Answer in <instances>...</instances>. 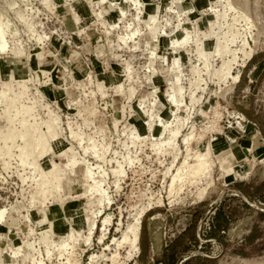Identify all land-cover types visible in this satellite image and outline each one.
<instances>
[{"label":"rangeland","instance_id":"1","mask_svg":"<svg viewBox=\"0 0 264 264\" xmlns=\"http://www.w3.org/2000/svg\"><path fill=\"white\" fill-rule=\"evenodd\" d=\"M231 2L251 26L226 0H0V264H152L149 239L163 238L174 264L198 249L214 198L196 264H264V0ZM243 40L252 55L236 51L238 78L223 77ZM33 136L47 153L25 155ZM197 152L210 177L186 173L170 193ZM143 207L130 257L115 239Z\"/></svg>","mask_w":264,"mask_h":264},{"label":"bare ground","instance_id":"2","mask_svg":"<svg viewBox=\"0 0 264 264\" xmlns=\"http://www.w3.org/2000/svg\"><path fill=\"white\" fill-rule=\"evenodd\" d=\"M135 1V0H134ZM135 4H136V2H134ZM137 3H138V1H137ZM226 11H230V12H232L233 14H234V18H235V21H243L244 22V24L246 25V27L248 28V26L247 25H252V21H251V19H250V17L247 15V13H245L244 11H242V10H240V9H238L232 2H231V0H226ZM151 10L153 11V13H155V14H157V12L159 11V5H155V6H152V8H151ZM185 10H187V9H185ZM119 12L122 14V16L126 13V12H124V10L123 9H120L119 10ZM184 13V12H183ZM156 16V15H155ZM149 18H150V16H149ZM154 17L151 19H149L148 21H149V23H151V22H153L154 21ZM130 22V21H129ZM136 28V27H135ZM249 28H251V27H249ZM250 30V29H249ZM136 31V30H135ZM135 31H132L131 32V34H132V36L135 34ZM230 32V31H229ZM131 35L129 34H126V35H121L120 37L123 39V40H125L126 41V39L128 38V37H130ZM236 38V35L235 34H232L231 35V38H230V41L231 42H234V39ZM121 39V40H122ZM185 39H186V35H185V32H184V34L180 37V38H175V44H178V43H180V41H185ZM124 42V41H123ZM227 44V43H226ZM225 43L224 44H221V42H219L218 43V45H217V47H216V53H218V54H220V55H223V53L225 54V52H227V51H229V49H227V45H226ZM246 44H247V42H246V40H243V42H242V45H241V47L240 48H238V49H234V50H231L232 51V53H233V56H232V58L231 59H229V60H227V61H223V63H222V67H221V69H219L218 70V72H220L221 74L223 73L224 74V76L223 77H226V76H228V75H231V78L232 79H234V80H236L237 78H238V74L237 75H233V74H231L230 73V69H231V62H236V59H237V56L235 55V52L236 51H238V50H241L242 51V53H244V55L246 56V58H249L251 55H252V50H251V48H250V50L249 51H246V50H244L245 49V47H246ZM217 54V55H218ZM228 54H229V52H228ZM244 56V57H245ZM245 61V60H244ZM173 63L174 64H177V60H173ZM233 64V63H232ZM215 73H217V72H215ZM178 77V76H177ZM170 95H171V93H170ZM171 99H173V100H175L173 97H172V95H171ZM22 110V109H21ZM26 110V109H25ZM29 110V109H28ZM24 112V111H23ZM20 113V112H19ZM239 115H240V117L242 118V119H245V117H244V115L242 114V113H239ZM24 120V119H23ZM23 122V121H22ZM25 122V121H24ZM23 122V123H24ZM23 126V125H22ZM48 131V130H47ZM42 132V131H41ZM178 132V129H176V130H172V134L171 135H175V133H177ZM43 133V132H42ZM49 133V132H48ZM23 135V134H22ZM39 136V135H38ZM12 137V136H11ZM24 137V136H23ZM35 137H37V136H35ZM54 137V136H53ZM174 137V136H173ZM173 137H171V138H173ZM189 137H190V135H186V137L185 138H183L184 140H185V142H189ZM31 138H34V136L33 137H31ZM31 138H27L26 140H24L25 141V145L24 146H30L31 147V152H29V153H25V155H31L32 153H33V150L32 149H34L36 146H40L41 148L40 149H42V148H44V144H46V142L44 143V141H45V138L46 137H42L43 138V140H41V141H38L40 138H41V136L40 137H38L39 139L38 140H36V141H38V143H36V141H35V138L34 139H31ZM41 138V139H42ZM51 138V137H50ZM37 139V138H36ZM48 144V143H47ZM46 146V148L48 147L47 145H45ZM38 147H36L35 149L38 151L39 150V148ZM45 148V149H46ZM34 149V150H35ZM36 150L34 151V152H36ZM40 151H38V153H39ZM23 153V154H24ZM41 153L42 154H44V153H47V150H46V152H43L42 150H41ZM41 153H39V154H41ZM23 154H22V156H20V158H21V162L22 163H24L25 162V158H26V156L24 155L23 156ZM206 155L207 154H205L204 152H201V153H196V154H194V156H192L193 158H194V163H191L189 166H188V170L185 172V173H181V171H182V169H183V167H184V165H185V163H186V160L188 159V154H187V156H185V158H184V161L181 163V166L177 169V172H176V174L172 177V183L170 184V190H169V192L171 193L172 192V190H173V186H174V181L176 180V179H180V180H182V176L184 175V174H186L187 173V177H189L190 176V178L192 179V178H201V177H207V176H209L210 177V165H209V163H207V161L205 160L206 159ZM53 166V165H52ZM51 166V164H50V167H52ZM53 167H55V166H53ZM49 169V168H48ZM52 169V168H51ZM50 169V170H51ZM49 170V171H50ZM49 171H47V173H51V172H49ZM53 171H54V169H53ZM90 171H86V177H89L90 176ZM45 174H46V172H45ZM52 174V173H51ZM58 173H54V176L55 175H57ZM59 175V174H58ZM92 175V174H91ZM92 177V176H91ZM91 177H89L88 179H90ZM54 178V177H53ZM57 178H59V177H57ZM189 179V178H188ZM54 180H55V178H54ZM211 181V180H210ZM210 181L207 183V184H210ZM190 182H191V180H190ZM44 184V183H43ZM208 186V185H207ZM206 190V186L205 187H203L202 188V190H201V194L204 192ZM236 195H238V196H241V198H242V200L243 201H245V202H247L250 206H253V207H255V208H259L260 206L258 205V203H256L255 201H249V199L248 198H246L245 196H243L240 192H236L235 193ZM160 201V200H159ZM217 205H218V202L217 203H213L212 204V208H211V211L209 212V214L206 216V217H204L200 222H199V224H198V226H197V239L199 240V242H198V245H197V250H194V251H189L186 255H183L182 257H181V259H180V261H179V264H181L182 262H184V261H186L187 259H189V258H191V257H193V256H197V255H202V249H203V246H204V244H205V242H206V240H207V235H208V231H209V229H210V226H211V220H212V214L214 213V211H215V209H216V207H217ZM146 209H147V207H143L140 211H138L137 213H136V215L134 216V220L131 222V223H129L128 225H127V227H126V229H125V231H124V233H123V235H122V237L121 238H119V239H115V243H116V245L118 246V247H120V246H122L123 244H128V247L130 248V253H129V255H130V257H132V256H135L138 252H139V233H140V226H141V219H142V216H143V214H144V212L146 211ZM262 210V212L264 213V208L263 209H261ZM109 220H110V218H109V215H107L105 218H104V220H103V222L102 223H104V226H105V229H106V226L108 225L107 223L109 222ZM93 222V221H92ZM91 222V223H92ZM93 225L91 226V228L89 229V232H90V234L92 233V231H93V229H94V226H96L95 225V221L92 223ZM69 229V228H68ZM72 229L70 228V230H68V232H67V234H69V235H71V231ZM70 232V233H69ZM88 232V233H89ZM74 233V232H73ZM72 233V234H73ZM72 236V235H71ZM71 238V237H70ZM67 242V241H66ZM66 242H63V243H60V246L61 247H63V246H66ZM115 245V246H116ZM114 256H115V258H116V253H114L113 255H112V257H111V259L114 261L115 260V258H114ZM94 256H92V258H93Z\"/></svg>","mask_w":264,"mask_h":264},{"label":"crops","instance_id":"3","mask_svg":"<svg viewBox=\"0 0 264 264\" xmlns=\"http://www.w3.org/2000/svg\"><path fill=\"white\" fill-rule=\"evenodd\" d=\"M261 145V144H260ZM263 145H264V143H263ZM239 152V151H238ZM240 154V153H239ZM242 154V153H241ZM237 155V160H236V162H238L239 160H241L242 159V157H243V155ZM239 158V159H238ZM241 158V159H240ZM238 166V165H237ZM236 166V167H237ZM233 189H235V188H233ZM236 191H238V190H236ZM239 192V191H238ZM243 196H245V197H249V198H251V196L250 195H248L247 193H243ZM219 201V199L218 198H214L213 200H212V204L213 203H217ZM151 210V209H150ZM150 210H148V211H150ZM147 211V212H148ZM164 239V238H163ZM163 239H160L158 242H154L153 241V239H149V242H148V246H147V257H149V259L153 262L152 264H164L163 263V259L162 260H160V258L161 257H159L162 253L164 254V252L163 251H167L166 249H167V244H165L166 242L163 240ZM211 240H212V242H216V238H214V236H212L211 237ZM210 240V241H211ZM191 244V243H190ZM192 246V245H191ZM195 247V246H194ZM189 249H190V247H189ZM190 250H188V252H189ZM139 252H140V247H139ZM187 252V253H188ZM139 254V253H138ZM166 256V255H165ZM182 257V256H181ZM181 257H179L175 262H174V264H179V261H180V259H181ZM154 258H155V260L157 261V262H155V260H154ZM198 259H199V256H193V257H191V258H189V259H187L186 261H184V262H182L181 264H196L197 262H198ZM201 264H209V263H213V264H217V262H216V258L215 257H211V256H209V255H206V256H203L202 258H201Z\"/></svg>","mask_w":264,"mask_h":264},{"label":"water","instance_id":"4","mask_svg":"<svg viewBox=\"0 0 264 264\" xmlns=\"http://www.w3.org/2000/svg\"><path fill=\"white\" fill-rule=\"evenodd\" d=\"M208 205L210 206L211 203H208ZM210 208H211V206H210ZM210 208L206 211V214H207L208 212H210ZM195 235H197V231L195 232ZM192 247H194V245H193Z\"/></svg>","mask_w":264,"mask_h":264},{"label":"trees","instance_id":"5","mask_svg":"<svg viewBox=\"0 0 264 264\" xmlns=\"http://www.w3.org/2000/svg\"><path fill=\"white\" fill-rule=\"evenodd\" d=\"M246 198H249L248 196ZM249 205V204H248ZM264 214V213H263Z\"/></svg>","mask_w":264,"mask_h":264}]
</instances>
